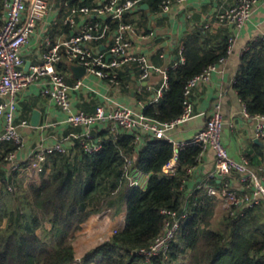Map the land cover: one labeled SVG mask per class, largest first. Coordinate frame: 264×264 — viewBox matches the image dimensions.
<instances>
[{
  "label": "trees",
  "instance_id": "trees-1",
  "mask_svg": "<svg viewBox=\"0 0 264 264\" xmlns=\"http://www.w3.org/2000/svg\"><path fill=\"white\" fill-rule=\"evenodd\" d=\"M91 1L67 2L70 7ZM145 1L154 10H160L163 2ZM2 9L0 0V13ZM107 21L111 29L118 25L117 20ZM123 21H127L125 16ZM228 44L225 33L219 41L217 35L213 39L205 36L202 29L189 34L181 49L184 61L167 69V87L157 102L143 108V113L161 122L179 117L185 99L190 100L185 94L187 82L226 57ZM246 46L233 89L251 116L263 115L264 40L256 37ZM100 136L102 146L97 151L84 152L78 143L75 151L50 154L45 163L50 167L49 175L27 186L16 180L17 171L7 178L0 172L4 175L0 190V264L72 263L78 252L72 243L76 232L92 214L105 209H110L113 216L123 214L124 225L84 253L80 264H187L186 260L191 264H264V201L235 216L225 213L220 225L214 226V197L199 189L186 200L182 186L190 177L187 169L196 164L200 147L180 148L176 171L168 174L163 168L175 152L168 140L148 137L143 146L135 147L132 134L112 136L105 130ZM15 148L13 142H0V166ZM133 169L149 174L145 187L129 183ZM12 183L16 188L9 191ZM183 208L188 215L181 220L167 258L160 255L146 260L138 254L162 231L168 216L161 210Z\"/></svg>",
  "mask_w": 264,
  "mask_h": 264
},
{
  "label": "built area",
  "instance_id": "built-area-1",
  "mask_svg": "<svg viewBox=\"0 0 264 264\" xmlns=\"http://www.w3.org/2000/svg\"><path fill=\"white\" fill-rule=\"evenodd\" d=\"M145 0H103L94 4H78L68 8L64 23L73 30L64 39L43 37L40 59L37 63L24 68L23 48L28 45L35 33L38 22L47 14L50 8L49 0H2L3 9L0 16V142L11 141L16 148L4 157V166L8 172L28 170L31 174H41L44 171L48 156L52 153H66L69 146L61 142L46 144L37 143L28 154L29 161L22 158L20 153L26 143L20 130L29 125L26 118H20L18 112V94L30 85L39 87L41 93L49 97L63 114L61 123L81 128L79 146L84 152H94L102 146L101 131L108 130L109 134L127 133L134 136L133 146L140 147L148 137L164 138L175 147L174 156L164 166L163 171L174 174L178 165V151L190 145L200 147L196 164L187 169L190 177L195 173L205 152L210 148L214 152L213 168L205 177L193 184L182 186L184 195L189 198L196 190H202L211 197H219L228 212L235 216L245 208L253 207L264 201V182L254 170L246 157L234 158L228 152L223 139L224 117L221 103L214 102L211 113L203 127L198 129L191 138L182 142L173 139L170 131L175 126L187 120L192 112V104L185 99L183 113L167 122H161L134 111L128 105L116 103L111 106L97 104L93 111L87 112L75 109L70 90L82 85L81 77L73 85L67 82L66 72L59 69L61 64L82 65L85 74L93 75L117 85L120 82V72L128 65H134L138 70L140 80H145L152 72H160L164 76V86L157 91L152 102H157L163 88L167 87V69H162L150 63L148 56L133 50L132 40L125 31L133 28L132 24L123 21V17L136 10ZM187 0H163L161 9L169 10L176 4L186 3ZM264 0H233L227 7L216 13L219 22L228 24L232 29L242 27L252 16L254 7ZM85 16L86 20L78 25V17ZM94 16L96 18H90ZM110 21H118L117 27L111 29ZM204 24V27H207ZM111 34H113L111 36ZM153 34V32H150ZM234 34L229 37L227 54L233 49ZM264 40V35L259 36ZM110 40L106 49H100L104 41ZM94 44L93 46H91ZM247 46L243 48L246 49ZM182 49V48H181ZM180 49V61L184 57ZM242 50V51H243ZM227 55V56H228ZM221 57L218 62L210 64L203 72L191 78L185 87V94L190 96L191 90L200 82H207L211 75L218 71L225 62ZM243 115L255 120V132L264 136V114L251 116L243 106ZM27 157V158H28ZM130 164V162L128 163ZM149 174L133 169L129 174V183L145 187ZM13 191L15 186L8 185ZM168 216L162 231L154 238L148 247L137 251L146 260L151 257L167 258L171 243L175 238L181 220L188 215V210L181 211L162 209Z\"/></svg>",
  "mask_w": 264,
  "mask_h": 264
},
{
  "label": "crops",
  "instance_id": "crops-1",
  "mask_svg": "<svg viewBox=\"0 0 264 264\" xmlns=\"http://www.w3.org/2000/svg\"><path fill=\"white\" fill-rule=\"evenodd\" d=\"M67 1L49 0V11L44 18L39 20L30 43L22 50L25 69L39 61L42 50L41 43L45 35L51 36L52 39H64L72 34L71 27L64 23V17L69 8ZM102 1L92 0L91 3ZM232 2L233 0H187L186 3L176 4L169 10L163 11L162 9L154 10L148 2L144 1L136 10L125 15L127 22L133 26L125 33L132 40L133 50L145 53L151 64L162 69L173 67L180 61L179 51L183 42L196 29H202L205 36H209L211 39L217 35L218 41L225 33L228 36V43L230 35H235L233 49L219 70L214 72L207 82H200L192 88L190 117L172 128L170 133L177 142L188 140L198 129L203 127L211 113L213 103L220 102L224 117L223 139L228 152L234 158L246 157L251 167L256 170L264 182V136L256 134L254 119L244 117L243 104L233 89V80L240 64L243 48L252 39L264 35V1L254 7L251 18L242 27L234 29L216 19V13ZM90 18H94V16ZM83 19L86 20L87 17H78V25L84 21ZM207 23L208 26L204 27V24ZM109 42L110 40L106 39L100 45V49H106ZM74 66L76 64H67L61 69L66 72L67 82L70 85H73L76 79L81 77L82 85L70 90V95L75 109L87 112L93 111L97 104L111 106L116 103L128 105L134 111L141 112L146 105L154 100L157 91L164 86L162 73L152 72L148 78L140 80L138 70L134 65L126 67L117 85L85 73L78 76ZM33 110L40 112L38 126L31 124ZM18 112L20 118H26L29 121V125L20 128L26 143L24 152L22 151L20 155L22 158H26V162L29 161L28 154L39 142L46 144L61 142L68 145L69 150L74 149V151L78 148L77 144L82 136L81 128L61 123L62 112L49 97L41 93L38 86L30 85L18 94ZM213 165L214 152L209 148L195 173L190 177L188 185L204 178ZM0 172H4L6 175L5 177L3 174L0 176L1 190L2 177L7 178L11 172L6 170L4 164L0 166ZM49 173L50 167L45 164L41 174H31L28 170H21L17 171L15 178L21 181L23 186H27L31 182L46 178ZM214 198L217 200V205H223L226 209L219 197ZM120 218L124 223L123 214L119 216ZM119 219L118 222H113L119 224ZM3 222L5 223V220ZM86 225L88 222H84L80 230L83 231ZM69 264H80V257H76V260Z\"/></svg>",
  "mask_w": 264,
  "mask_h": 264
},
{
  "label": "rangeland",
  "instance_id": "rangeland-1",
  "mask_svg": "<svg viewBox=\"0 0 264 264\" xmlns=\"http://www.w3.org/2000/svg\"><path fill=\"white\" fill-rule=\"evenodd\" d=\"M225 213H228V209H224L223 205L221 206L220 204H218L211 218L214 226L220 225V217ZM112 214L113 213L110 209H105L100 213L92 214L85 221V223L88 222V225L84 227V230L82 231L79 229L76 232L75 238L73 239L72 243L78 251L77 258L80 257L81 259V256L89 249L107 239L116 228H118L119 226L122 227L124 225L123 221H121V218L119 219L120 215L113 216ZM118 219L120 220L119 224L116 223L118 222ZM113 221L116 222L114 223ZM186 261L187 264H191L188 260Z\"/></svg>",
  "mask_w": 264,
  "mask_h": 264
},
{
  "label": "water",
  "instance_id": "water-1",
  "mask_svg": "<svg viewBox=\"0 0 264 264\" xmlns=\"http://www.w3.org/2000/svg\"><path fill=\"white\" fill-rule=\"evenodd\" d=\"M74 70L78 74V76L83 75L84 72H85V69H84V67L82 65L74 66ZM39 118H40V112L38 110H33L32 117H31V124L33 126H38Z\"/></svg>",
  "mask_w": 264,
  "mask_h": 264
}]
</instances>
